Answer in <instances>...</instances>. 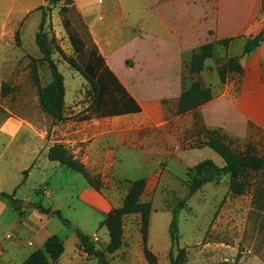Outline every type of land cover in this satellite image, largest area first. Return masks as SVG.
Listing matches in <instances>:
<instances>
[{"label": "rangeland", "instance_id": "1", "mask_svg": "<svg viewBox=\"0 0 264 264\" xmlns=\"http://www.w3.org/2000/svg\"><path fill=\"white\" fill-rule=\"evenodd\" d=\"M105 1L111 3L113 0ZM184 1H187L188 5L202 8L211 4V7L217 10L218 25L208 28L207 15L205 13L202 15L205 33L201 42L213 41L214 55L206 60L204 69L193 76L188 72L187 59H183L181 89L185 88L192 78H198L205 86L212 89L215 97L228 86L227 95L233 98L238 93L243 72L228 76L222 83L217 68L232 56L239 57L243 65L250 64L248 59L251 54L242 53L244 44L242 41L264 25V1ZM155 2L161 3L162 0ZM43 5L44 0H0V122L10 117L27 122L42 111L38 99V86H43L51 80L47 62L42 59V54L35 43V35L43 15ZM62 7H67L68 10L65 11ZM191 10L181 5L180 12L168 13L166 19L170 21V25L173 22L175 25L181 23V27L185 26V22L189 23L188 19L195 23L202 11L199 8L194 9L197 13L192 15ZM66 19L78 30L83 39L87 40L85 30L80 26L72 6L66 0L49 1L46 6L43 35L51 48V57L63 75L65 87L63 115L66 120L76 121L85 117V109L91 101L92 92L82 75L63 57L64 55L74 57L81 64L80 57L74 51L64 26ZM137 19L140 20V17ZM131 32V36L128 31L120 34V41H125V44L116 56V65L122 66L123 61H126L124 58L135 55L132 58L134 67L128 74L140 83L141 76L146 73L145 59L156 57L159 42L163 41L160 37L149 38L147 34L140 39L135 31ZM225 37H232L227 46L220 43ZM57 46L62 53L56 50ZM195 49H190L188 53L191 54ZM33 66L36 69L37 80L33 76ZM124 66L128 64L124 63ZM149 66L156 72L164 65L152 61ZM245 70L249 71L250 67ZM2 83L7 85L3 95ZM163 103L167 102L162 100ZM202 110L203 106L180 116L181 130L178 136L175 133L167 137L156 124L157 121L150 118L143 119L148 125L146 130L148 139L144 147L150 152L117 153L114 159L102 162L101 171L90 173L94 179H99L100 193L108 200V205L100 211L94 212L77 199L83 176L70 169L57 171L44 185H39L40 176L32 174L18 186L21 179L27 175L23 171L28 172L31 164L30 155L22 146L21 134L12 139L2 132L0 134V186L9 194L18 186L15 196L21 203L26 199L31 202L39 201L41 207L46 210L53 204L61 212L62 217L69 221V225L62 224L58 217L51 214L54 225L68 231L66 234L72 233V230H67L71 229V225L83 227L88 235L89 230H93L98 238L92 235L91 239L96 247L102 249L107 244L109 236L107 228L101 223L112 208L121 202L129 182L144 177L146 185L142 200L150 201L152 205L148 245L156 255L158 264H170L168 251L172 243L168 227L171 209L187 195L185 175L187 168L204 158H211L220 165L223 164L214 150L202 144V135L210 129L205 126ZM224 111L231 113L229 109ZM116 119L123 124L125 119L128 120L130 117L122 116ZM136 120L140 123L139 118ZM214 129H220L231 140V146L237 151H245L247 145H250L258 154L264 153V130L250 129L245 136H238L224 128ZM166 147L172 150L171 157L156 159L152 151ZM249 181L250 185L246 187L245 192L236 195L229 191V178L223 175L215 181L204 184L187 198L185 206L178 214V241L177 244L172 245L174 253L177 247L186 249L187 260L184 264H264V171L252 175ZM42 186H47L49 196L41 192ZM0 203L5 205L3 212H0V218L9 224L18 217V214L11 210L7 201L1 196ZM29 206V204L24 205L26 208H30ZM38 211L43 214V209ZM98 217L103 221L96 223ZM139 227V214L124 216L122 245L114 253L113 262L107 256L111 264H147L142 254ZM5 231L1 228L0 234ZM62 238L70 243L69 235H63ZM3 247L0 243V250ZM4 258L0 253V264H3Z\"/></svg>", "mask_w": 264, "mask_h": 264}, {"label": "crops", "instance_id": "2", "mask_svg": "<svg viewBox=\"0 0 264 264\" xmlns=\"http://www.w3.org/2000/svg\"><path fill=\"white\" fill-rule=\"evenodd\" d=\"M72 4L86 25L105 64L140 106V111L100 118H82L76 121L66 120V118L61 121H53L50 116L40 111L37 116L27 122L16 117L1 121L0 134L3 133L10 139L21 134L22 146L30 155L31 164L24 181L32 174H36L41 178L39 185H44L57 171L70 169L59 161L48 158V150L54 144H62L68 148L73 157L85 166L89 174H92L101 171L102 162L114 159L117 153L150 152L144 147L148 139L146 131L148 125L143 119L150 118L157 121L156 124L167 137L173 136L175 133L178 136L181 130L180 116L190 113L177 114L175 112L182 90L181 65L183 59L188 61L192 54L188 53L190 49L210 41L201 42L205 33L201 20L204 13L207 15L206 25L208 28L218 25L217 10L213 9L211 4L202 8L188 5L184 0H162L161 3L155 2V0H113L111 3L104 2V0H72ZM181 5L192 9V15L197 13L194 9L199 8L202 11L201 15L195 23L188 19L189 23L185 22L183 27L179 22L176 24L177 26L175 22L170 25L166 16L168 13L180 12ZM138 17L140 20L137 19ZM263 26L258 27L251 35H255ZM123 31H128L129 36L132 34L131 31H135L140 39L147 34L149 38L160 37L163 41L159 42L156 57L145 59L146 73L141 76L140 83L128 74L129 70L134 67L132 58L135 55L131 58H124L126 61L123 62L128 66H124V63L122 66L116 65V56H118L122 45L125 44V41H120V34ZM244 42L242 41V43ZM152 61H157L164 66L154 72L149 66ZM248 62H250L248 65L242 63V79L238 93L233 98L228 97L227 89L229 87L227 86L219 96H214L210 101L200 106H203L202 116L206 128H224L238 136H245L250 129L264 130V41L251 53ZM249 67V71L245 70ZM162 100L167 103L162 104ZM225 109H229L231 113H227L224 111ZM122 116H129L130 119H125L122 124L116 119ZM137 118L140 123L137 122ZM152 153L155 154L156 159H165L171 157L172 150L166 147L159 151H152ZM46 188L47 186H42L41 192L47 196L49 192ZM1 191H3L2 186H0ZM52 191L54 190L52 189ZM100 191L101 188L96 190L91 187L83 176L77 199L94 212L100 211L108 205V200L101 195ZM121 202L113 208L120 206ZM19 203L23 213L21 215L17 213L18 217L14 218L11 223L6 224L0 218V229L6 230L0 234V243L4 246L0 250V253L5 257L2 260L3 264H21L52 234L62 239L64 246L62 254L54 264H99L94 257H88L79 247L74 228L67 229L72 230V233L66 234L68 231L52 223L51 212L56 210L53 204L48 208L49 213L46 214L43 207L34 208L31 206L32 203H40L39 201L31 202L26 199L23 203L20 201ZM25 204H29L30 208L24 207ZM4 206L0 203V212H3ZM39 209H43V214L38 211ZM11 210L13 209L11 208ZM101 219L98 217L96 223L103 221ZM78 227L85 232L83 227ZM89 231L90 236L96 235L98 238L96 232ZM63 235H69L70 243L66 239L63 240ZM115 252L106 254L112 262Z\"/></svg>", "mask_w": 264, "mask_h": 264}, {"label": "trees", "instance_id": "3", "mask_svg": "<svg viewBox=\"0 0 264 264\" xmlns=\"http://www.w3.org/2000/svg\"><path fill=\"white\" fill-rule=\"evenodd\" d=\"M66 1L72 6V10L78 18L80 26L84 28L87 37V40L83 39L78 30L70 24L69 20H65L64 26L69 34L74 51L80 57L81 64L74 57H67L65 55L63 57L70 66L82 75L92 92L91 101L85 109L86 115L83 118H100L140 111V106L105 64L103 57L92 41L86 25L77 14L72 0ZM62 8L65 11L68 10L67 7ZM45 15L46 11L43 12L39 22L38 31L35 35V43L42 54V59L47 62L51 73V80L43 86H38V99L41 110L44 113L50 116L53 121H61L65 118L63 115L65 87L63 75L53 61L51 48L47 43L45 35H43L45 30ZM16 37L18 38V31L16 32ZM231 40L232 37H225L220 40V43L223 46H227ZM262 41H264V26L255 35H250L245 40L242 53L244 55L251 54ZM214 47L215 43L213 41H206L192 52L187 64L189 74L192 76L197 75L204 69L205 60L214 55ZM56 50L62 53L58 46ZM32 72L37 80L35 66H33ZM242 72L243 67L240 58L237 56L229 57L217 68V73L222 83L226 81L228 76H234ZM6 86L5 83H2V95L6 92ZM213 97V92L209 86H205L198 78H192L189 84L181 90L175 112L177 114H185L196 110ZM201 138L202 144L208 146L220 156L223 165L217 164L211 158H204L187 168L185 172L187 177V195L180 199L171 209V220L168 230L172 245L177 244L178 241L177 226L179 211L185 206L187 198L198 191L204 184L227 175L229 178V191L239 195L243 194L246 187L250 185L249 180L252 175L264 171V153L258 154L255 148L250 145H247L245 151L240 152L235 150L231 146V140L220 129H207ZM48 158L57 160L71 170L82 174L91 187L99 190V179H94L85 166L78 159H75L70 150L64 145L54 144L51 146L48 150ZM23 173L26 174L27 170H24ZM23 182L24 177L18 186ZM145 185L146 181L144 177L130 181L121 205L113 208L101 223L106 226L109 235V240L104 248L100 249L96 247L90 235L83 232L79 227H74L73 231L78 239V245L88 257H94L99 264H111L106 254L115 252L122 245L124 216L137 213L140 220L139 230L143 255L148 264H158L156 255L148 247V231L152 205L150 201L142 200ZM18 186L10 194L1 191L0 196L7 201L10 208L21 215L23 213L21 205L19 204V200L14 197ZM31 206L41 208L40 203H32ZM51 214L58 217L63 224L69 225V221L62 217L58 209L53 210ZM172 245L168 251L170 264H184L187 260L186 249L177 247V251L174 253ZM63 250L62 239L52 234L45 239L40 248L33 250L21 264H54Z\"/></svg>", "mask_w": 264, "mask_h": 264}, {"label": "water", "instance_id": "4", "mask_svg": "<svg viewBox=\"0 0 264 264\" xmlns=\"http://www.w3.org/2000/svg\"><path fill=\"white\" fill-rule=\"evenodd\" d=\"M48 2H49V0H44L43 8H44L45 10H46V6H47ZM22 203H23V202H22ZM44 213L48 214V213H49V210L44 209ZM70 227H71V229L74 228V226H72V225H71Z\"/></svg>", "mask_w": 264, "mask_h": 264}, {"label": "flooded vegetation", "instance_id": "5", "mask_svg": "<svg viewBox=\"0 0 264 264\" xmlns=\"http://www.w3.org/2000/svg\"><path fill=\"white\" fill-rule=\"evenodd\" d=\"M46 11L45 9H43V12Z\"/></svg>", "mask_w": 264, "mask_h": 264}]
</instances>
